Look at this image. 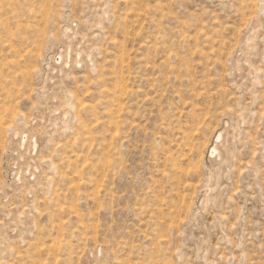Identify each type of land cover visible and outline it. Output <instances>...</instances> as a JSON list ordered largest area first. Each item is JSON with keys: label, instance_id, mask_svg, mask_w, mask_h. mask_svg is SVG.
Returning a JSON list of instances; mask_svg holds the SVG:
<instances>
[{"label": "rangeland", "instance_id": "374dc122", "mask_svg": "<svg viewBox=\"0 0 264 264\" xmlns=\"http://www.w3.org/2000/svg\"><path fill=\"white\" fill-rule=\"evenodd\" d=\"M0 264H264V0H0Z\"/></svg>", "mask_w": 264, "mask_h": 264}, {"label": "bare ground", "instance_id": "6f19581e", "mask_svg": "<svg viewBox=\"0 0 264 264\" xmlns=\"http://www.w3.org/2000/svg\"><path fill=\"white\" fill-rule=\"evenodd\" d=\"M57 59H59V57Z\"/></svg>", "mask_w": 264, "mask_h": 264}]
</instances>
